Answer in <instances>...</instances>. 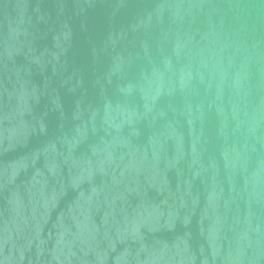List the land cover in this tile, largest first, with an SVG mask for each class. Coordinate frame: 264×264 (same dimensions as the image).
<instances>
[{"label": "water", "instance_id": "95a60500", "mask_svg": "<svg viewBox=\"0 0 264 264\" xmlns=\"http://www.w3.org/2000/svg\"><path fill=\"white\" fill-rule=\"evenodd\" d=\"M0 264H264V0H0Z\"/></svg>", "mask_w": 264, "mask_h": 264}]
</instances>
